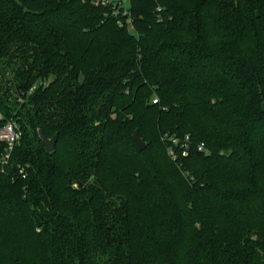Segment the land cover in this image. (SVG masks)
<instances>
[{
    "label": "trees",
    "instance_id": "16d2710c",
    "mask_svg": "<svg viewBox=\"0 0 264 264\" xmlns=\"http://www.w3.org/2000/svg\"><path fill=\"white\" fill-rule=\"evenodd\" d=\"M128 11L0 0V264H264V0Z\"/></svg>",
    "mask_w": 264,
    "mask_h": 264
},
{
    "label": "built area",
    "instance_id": "2783aa9c",
    "mask_svg": "<svg viewBox=\"0 0 264 264\" xmlns=\"http://www.w3.org/2000/svg\"><path fill=\"white\" fill-rule=\"evenodd\" d=\"M94 5L110 8L112 14L119 18L120 25H126L130 30L133 28L132 19L130 18L128 6L130 0H91ZM157 99H153L155 103ZM2 115L0 114V118ZM22 136V131L17 122L13 119L8 120L3 126L0 127V141L5 142V148L0 152V168L8 162L11 153ZM168 142V154L172 158H177V148L181 149V154L186 156L189 147V135H185L184 139H180L175 135L166 136ZM199 151H207L204 143L198 145Z\"/></svg>",
    "mask_w": 264,
    "mask_h": 264
},
{
    "label": "water",
    "instance_id": "95a60500",
    "mask_svg": "<svg viewBox=\"0 0 264 264\" xmlns=\"http://www.w3.org/2000/svg\"><path fill=\"white\" fill-rule=\"evenodd\" d=\"M39 137L41 138L45 150L47 152H52L55 149V144H56V137L53 138H47L41 131H39ZM132 138L139 150H142L145 148L146 144L145 142L141 139L138 130H135Z\"/></svg>",
    "mask_w": 264,
    "mask_h": 264
},
{
    "label": "rangeland",
    "instance_id": "374dc122",
    "mask_svg": "<svg viewBox=\"0 0 264 264\" xmlns=\"http://www.w3.org/2000/svg\"><path fill=\"white\" fill-rule=\"evenodd\" d=\"M14 68V67H13ZM9 69H12V68H9ZM7 71V70H6ZM6 71L4 72V70H2L1 71V77H2V75H4V73H6ZM4 72V73H3ZM6 76H9L10 74H8V73H6L5 74ZM12 75V74H11ZM13 76V75H12ZM7 87V88H6ZM5 88V90L6 91H8V95H10L9 97H10V101L12 102V103H17V102H19V100H20V97H18V95H19V93H18V91H17V89H16V87L15 86H12V85H8L7 84V86H6ZM16 89V90H15Z\"/></svg>",
    "mask_w": 264,
    "mask_h": 264
}]
</instances>
